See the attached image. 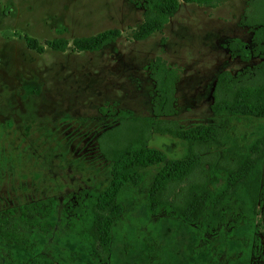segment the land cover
I'll return each mask as SVG.
<instances>
[{
  "label": "rangeland",
  "instance_id": "1",
  "mask_svg": "<svg viewBox=\"0 0 264 264\" xmlns=\"http://www.w3.org/2000/svg\"><path fill=\"white\" fill-rule=\"evenodd\" d=\"M144 0H0V212L47 198L56 200L54 228L19 232L37 245L22 250L0 241V264H222L246 247L251 234V264H264V162L262 202L256 225L229 231L221 226L201 233L192 225L163 214L151 215L146 192L157 171L149 167L144 183L127 186L118 196L110 253L103 260L66 233L60 212L81 190L99 191L110 180V164L95 148V138L117 123L102 106L151 114L153 85L145 66L160 56L180 71L176 87V121L182 130L218 125L210 111L211 89L221 71L232 74L261 60L232 58L223 45L234 37L250 44L240 25L248 0H225L215 8L180 3L161 34L132 41L142 19ZM119 39L97 52H73L71 41L108 29ZM57 30H64L61 34ZM63 38L64 52L47 42ZM161 38L165 39L163 46ZM33 40L42 49H31ZM248 40V41H247ZM264 130V119L232 118L224 137L228 154L241 150ZM149 146L168 158H180L182 143L152 135ZM219 183V182H217ZM25 232V233H24Z\"/></svg>",
  "mask_w": 264,
  "mask_h": 264
},
{
  "label": "trees",
  "instance_id": "2",
  "mask_svg": "<svg viewBox=\"0 0 264 264\" xmlns=\"http://www.w3.org/2000/svg\"><path fill=\"white\" fill-rule=\"evenodd\" d=\"M225 0H144L140 24L131 30V40L148 39L161 34L175 15L180 3L215 8ZM240 25L251 32L250 44L238 38L227 41L223 47L232 58L249 62L232 74L219 72L211 89L210 111L220 118L218 125H203L182 130L169 119L176 114V87L180 71L160 56L146 66L153 85L150 93L151 114L134 116L131 111L114 109L116 102L98 109L100 115H115L117 123L103 130L95 138V148L104 162L110 164V180L99 191L81 190L64 203L59 224L64 231L87 245L103 260L110 253L111 232L121 213L118 196L127 186L144 183L145 171H157L146 192V203L151 215L163 214L192 225L201 233H210L221 226L229 231L242 226L256 225L257 208L262 202V165L264 162V130L241 150L228 154L224 137L232 118L264 119V0H248ZM61 34L64 30H57ZM118 29H108L94 36L71 41L73 52H97L114 44L120 37ZM165 39L161 38L163 46ZM31 49L41 51L33 40H27ZM49 48L64 52L68 42L57 38L47 42ZM170 136L182 143L180 158H168L162 151L149 146L152 135ZM219 182V183H217ZM56 214V200L47 198L0 212V241L14 244L22 250L37 249L36 243L19 232L37 229L42 235L55 226L51 220ZM25 233V232H24ZM246 247L222 264H251V234ZM220 264V263H219Z\"/></svg>",
  "mask_w": 264,
  "mask_h": 264
},
{
  "label": "crops",
  "instance_id": "3",
  "mask_svg": "<svg viewBox=\"0 0 264 264\" xmlns=\"http://www.w3.org/2000/svg\"><path fill=\"white\" fill-rule=\"evenodd\" d=\"M247 1V0H246ZM245 5H246V2H245ZM180 6H181V4H179V8H180ZM178 8V9H179ZM178 11V10H177ZM176 14V13H175ZM170 21V20H169ZM165 28V27H164ZM242 28H244L245 30H246V32L248 33V40H249V42H250V38H251V32L246 28V27H243L242 26ZM234 38H238L239 40H241L243 43L245 42V40H243V39H241V38H239V37H234ZM247 40V41H248ZM179 80H180V74H179ZM178 83H179V81H178ZM178 85V84H177Z\"/></svg>",
  "mask_w": 264,
  "mask_h": 264
}]
</instances>
